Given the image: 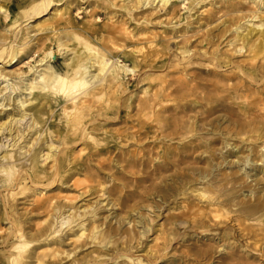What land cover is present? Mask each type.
Instances as JSON below:
<instances>
[{
    "label": "bare ground",
    "instance_id": "6f19581e",
    "mask_svg": "<svg viewBox=\"0 0 264 264\" xmlns=\"http://www.w3.org/2000/svg\"><path fill=\"white\" fill-rule=\"evenodd\" d=\"M245 2L255 4L256 8L246 9ZM82 4L86 6L83 8ZM92 5H96L97 9H109L120 18L112 20L107 16L112 21L99 23L100 11L88 9ZM207 5L211 6L207 15L199 17L197 13ZM74 7L76 14H73ZM183 7L188 15L181 13ZM48 13L50 16L29 25L33 19L42 18ZM80 13L84 18L79 22L76 16ZM124 15L127 17L123 18ZM194 16L195 19L191 20ZM218 16L221 21L215 28L216 33H213L208 27ZM200 19H203L202 26L207 31L198 40L194 39L195 33L189 26ZM127 23L128 28L125 26ZM180 24L183 25L177 28ZM151 25L162 30L151 29ZM166 28H170L173 34H168ZM227 33L224 42L226 38L223 39V36ZM41 34L44 36L37 38ZM166 37L170 40V46L164 43ZM145 45L164 47L163 52L167 54L170 51L175 53L178 60L174 65L177 68L182 66L180 72L189 77H177L178 85L168 92L174 82H168L166 75H163L164 78H161L157 86L141 90L145 96L139 99L137 113L127 114L125 133L121 134L120 131L113 135L104 129L102 136L96 135L94 131L102 128L100 121L121 119V111L128 104L125 100H119L122 92L129 87L123 81L126 77L135 76L141 59H145L142 49L138 52L135 47ZM51 47H57L56 51ZM223 47L226 48L223 50ZM66 53L71 56L64 62V69H55L53 62L57 56ZM239 54H244L247 63L232 61L231 56ZM202 57L211 58L209 64H205L207 61H194ZM166 61H150L148 64L152 68L148 71L155 70V66H163ZM260 61V67L264 66V0H0V264H53L49 262L69 258L72 254L69 264H95L98 261L153 264L151 257L155 258L157 254L160 257L163 248L157 244L147 245V234L155 233L154 219L163 214L165 209L170 212L167 216L162 215L165 219L160 226L172 236L180 225L189 224V229L201 225V235L210 232L207 234L212 235L209 241L216 242L214 254H225L220 257L224 264H249L243 262L237 251H227L226 241L231 236L238 239V242L245 241L246 246H252L255 249L253 252L245 251L253 259H258L260 264H264V196L262 198L258 196L259 193L250 191L249 195L253 193L254 197L252 201L240 198L247 196L241 192L228 195L220 187L215 174L222 165L223 168L236 167L238 172L247 177L264 172V128L254 124V118L264 116V112L255 114L254 118L235 114L236 118L245 120L234 119L237 123L222 128L221 134L224 137H220L221 147L217 153L219 162L216 163L211 161V156L216 154L211 146L214 142L201 137L199 132L206 125L217 127L213 115L219 108L227 113L225 118H235L230 112L228 99L238 101L252 95L253 102L264 104V87L254 85L257 76H264L261 72L263 67L257 65ZM16 63L22 64L6 70V67ZM197 63L206 67L211 65L213 70L228 66L229 69H237L238 73L230 70L232 74L222 76V80H207L190 71V65ZM24 67H27L26 71ZM207 71V75L215 74L210 68ZM147 72L143 73L144 79H148ZM244 77L254 83L246 85L245 80H240ZM234 79L240 81L229 83ZM197 89L204 92L201 99ZM213 92L225 94L217 97ZM172 93L180 99L177 105L180 111L166 116L162 110L163 103L171 100ZM107 94L113 95L105 101L106 105L114 106L115 110L110 115L97 105ZM111 99L114 101L111 102ZM197 103L201 112L189 117L187 110L194 108ZM235 104L244 108L242 103ZM53 107L60 108L56 116L51 111ZM53 116H58V119L51 121ZM86 118H89L87 123ZM132 120L136 123L128 124ZM244 133L253 134L252 139L261 141V144L254 147L244 146L241 141L230 142L233 136ZM53 134L56 136L54 140ZM108 136L114 138L109 139ZM174 136L180 138L177 146L172 148L176 150L178 158L169 162L168 155L172 150L167 141ZM133 138L141 143V147H148L152 152L159 149L157 154L161 161H158V167L161 172L172 169L174 165H180L181 172L176 176L177 182L173 180L161 188L152 186L151 194L159 198L147 207H152L154 217L145 213L140 215L137 221L142 224V230L138 231L139 234L126 232L129 237L121 249L118 242L110 241L111 234H121L118 228L110 227L104 231L99 229L101 224H97L95 209H81L68 204L73 200L70 196L50 190L57 186L59 192L65 191L63 186L69 188L67 183L76 173L88 172V159L120 149L121 143ZM67 140L71 143H85L89 150L97 152L88 150L84 159L73 158L71 147L69 151L58 150L54 145L55 142L65 144ZM44 147L46 153H43ZM198 150L201 158L203 153H210L203 157L208 164L206 171L192 167V162L197 161ZM247 156L249 160L261 161L262 164H254L247 171L246 163L249 161L244 160ZM141 159L143 164L147 163V158L141 156ZM258 165L262 166L258 174L250 173L251 170H257ZM231 173L227 178L233 187H241L242 182ZM208 175L211 177L207 178ZM212 176L215 178L212 179ZM73 182L76 186L82 185L80 180L74 179ZM82 189L79 196L91 191L100 192L103 183ZM48 191L52 194H47ZM20 198L27 201L21 204L16 200ZM116 205L107 200L104 208L110 206L112 210ZM227 205L235 208L229 210ZM232 212L236 213L231 215V220L237 222L236 228L235 225L226 226L218 232L216 226L219 221L222 218L229 219ZM124 213L127 215L119 217L122 222L131 219L130 213ZM134 219L128 220V223L133 221L134 224ZM86 220L89 222L85 223ZM191 233L196 234V231ZM218 234H221V243L217 241ZM141 236L144 237L142 240ZM158 237L154 238L155 241ZM250 240L253 243L250 244ZM67 241L73 245V250L64 249ZM86 245H91L93 249L84 254V259L76 258L77 249H83ZM107 245L110 247L108 253L104 254L106 250L97 252L99 248L96 246ZM141 251L144 254H139ZM211 253L209 246L194 250L200 260L213 258L214 254Z\"/></svg>",
    "mask_w": 264,
    "mask_h": 264
},
{
    "label": "rangeland",
    "instance_id": "374dc122",
    "mask_svg": "<svg viewBox=\"0 0 264 264\" xmlns=\"http://www.w3.org/2000/svg\"><path fill=\"white\" fill-rule=\"evenodd\" d=\"M234 1H239V0H234ZM244 1V0H243ZM105 5V4H104ZM219 4H217L218 6ZM86 4H82L81 7H85ZM245 7L246 9H254L256 8L255 4L252 3H247L245 2ZM211 8V6L207 5L203 8H201L199 10V12L201 13H197L199 15V17H203L204 15L206 16V12L207 10ZM88 9L92 10V9H97L96 5H92L91 7H89ZM100 11V15L99 16V23H105L108 21H112L115 20V17H117V19H119L120 17H118L117 13H113L111 12L109 9H97ZM186 8H181V13H185L186 12ZM77 10L74 7V12L73 14H76ZM99 14V13H98ZM196 14V16H197ZM116 15V16H115ZM188 15V14H187ZM203 15V16H202ZM50 16V13L46 14L44 17L42 18H37V19H33V21H31V23L29 25L35 24L37 21L44 19L45 17ZM107 16L110 17L112 20H108ZM138 16H140L138 14ZM194 16L191 20H194L195 17ZM127 16L124 15L123 18H126ZM134 16H132L133 18ZM219 17L215 18V21L208 27L211 29V31L213 33H216L215 28L216 26L219 24V22L221 21V19L219 20ZM84 18V15L82 13H80L79 15L76 16L77 21H81ZM134 20V19H133ZM133 22V21H132ZM166 22V21H165ZM203 19H200L197 21V23H194L189 26V29L195 33V37L194 39H198L200 35L203 32H206V28L204 26H202L203 23ZM116 22H114L115 24ZM201 24V25H200ZM183 24H180L177 28H180ZM118 26V25H116ZM126 28H128L129 24L127 23ZM159 26V25H158ZM131 28L133 27V25L130 26ZM129 27V28H130ZM151 29L154 30H162V28L160 27H155L152 26L149 27ZM168 31V34H173L172 30L170 28H166ZM229 33V32H228ZM223 36V39L226 38L224 40V42L227 40V35ZM191 34V32L189 33ZM44 35L41 34L39 36H37V38H42ZM223 42V43H224ZM120 43V42H117ZM166 45L169 44L170 46V40H167L166 37V42H164ZM121 44V43H120ZM54 49V51H56L57 47H51ZM125 47H122V49ZM137 48L136 50H140L142 49L143 51V56H145V59H141V63H140V67L137 68L136 72H135V76H129L126 77L125 80L123 81L124 83H128L129 87L127 90L123 91L121 94V98L119 101H124L125 103L128 104V106L124 107V109L121 111V119L118 121H115L113 119H109V121L105 122V120L100 121V126H102V128L95 130V134L98 136H102L101 132L104 131V129H106L107 131L111 132L113 135H116L117 132H120L121 134L125 133L124 129L127 125V122H125V120L127 119V114H136L137 110H138V104H139V99H143L144 98V94L141 92L142 89L147 88V90H149L152 87L157 86L160 82H161V78H164L163 75H166V78L169 81H173V85L172 87H170L168 89V92H171L172 88L176 85H178L177 83V77L179 76H187L189 77L188 74H184L182 72H180V68L182 66H180V68H177L174 64L177 62L178 57L175 55V53H172V51H170V54H167L165 52H163L164 47H148L147 45H145V47H135ZM171 48V47H168ZM226 47H223V50ZM130 47H128L127 50H129ZM135 50V51H136ZM139 52V51H138ZM70 53H66L64 55H58L56 58V61L53 62L54 68L55 69H64V62L70 57ZM122 57V55H119ZM204 58V59H202ZM195 58L194 61L195 62H199V63H203L205 61V64H209V58ZM232 61H244V63H247L246 58L244 56V54H239V55H233L231 56ZM122 58H120L121 60ZM160 59H167V61L165 62V64L163 66H155L153 67V71H148L149 69L152 68V65H149L148 63H150V61L152 60H160ZM36 60H38V58H36ZM262 61V60H261ZM260 62H256L257 65L260 67ZM22 64V63H21ZM21 64L16 63L12 66H8L6 67V70H12L15 69L17 67H20ZM148 64V65H147ZM233 64V63H232ZM1 65V63H0ZM191 67H189V69H191V72H194L197 75H200L201 78L207 79V80H222V76H228L231 75L232 73L230 72V70L238 73L237 69H229L230 67H220L217 70H213L211 68V65L209 67H206L205 65L202 64H193L190 65ZM263 67V68H261ZM261 72L264 73V66H261ZM210 68L211 71H214V75H207L208 71L207 69ZM27 70V67H24V71ZM258 72L260 71L259 69H257ZM148 71V72H147ZM147 72L148 73V79H144L143 78V73ZM192 74V73H191ZM264 76H261V74L259 76L256 77L255 83L254 81H251L247 78H243L240 79L241 81L245 80V84H253L254 85H261L262 87H264ZM239 79H234L233 81H230L229 83H234V82H239ZM225 82V81H223ZM257 82V83H256ZM144 84V85H141ZM141 85V86H140ZM215 93V92H213ZM197 94L200 95V99L202 98V96L204 95V92L201 89H197ZM224 92H216L215 95L217 97H220L221 95H224ZM113 97L112 94H107L105 96H103V98L99 101L100 103L97 104L98 106H101V110H104V112L108 113V115H110V113L114 112V106L112 104L110 105H106V102L108 100L109 97ZM252 96V95H251ZM249 96L247 98H242V99H238V101H234L232 99H228L227 103L231 106L230 112L231 114H234L233 119L231 118H225V116H228L227 113L222 109L219 108V110L213 115L215 116L216 122H217V127H211V126H204L203 128L201 127L199 130L200 132V136L204 137L206 140L212 141L214 143L211 144L212 146V150L215 151L216 154H214V157L211 156V161L212 163H216L219 162V158L217 156L218 150L221 147V142H220V137H224L223 134H221L222 128H227L228 126H233V124L237 123L234 119H240V120H245L243 118H236L235 114L239 115L240 117H242V115H249L250 117L254 118L255 114H259L264 112V104L259 103V102H253V98ZM128 98V100H127ZM171 100L168 103H163V114L166 116H170L172 114H176L179 113L180 109L178 108V103H179V97L178 95H175L174 93H172L170 95ZM114 99H111V102H113ZM204 102V101H203ZM235 102H239L244 104V108H240L238 107ZM219 103V101L217 102ZM60 105V104H59ZM58 106V105H57ZM198 103L196 104V106H194V108H192L191 110H187L188 116H193L195 114H199L201 112V108H198ZM57 109V110H56ZM60 108H55L53 107L51 111H54V114L56 116V113L59 111ZM97 108H95L96 110ZM157 109H160V107H157ZM247 110V111H244ZM53 116V118L51 119V121H56L58 119V116L55 117ZM111 116H113L111 114ZM86 123L89 120V118H86ZM145 120V119H143ZM254 124L260 126L261 128H264V116H261L260 118L256 117L254 118ZM25 121V120H24ZM23 121V122H24ZM136 121H131L128 124H135ZM228 125V126H227ZM229 129V128H228ZM132 130V129H130ZM134 130V128H133ZM251 135V137H250ZM252 135L250 133H244L242 135H237V137L232 138V140L230 139V142L233 143L234 141L238 142L241 141L242 145L244 146H254L257 147L255 145H260L261 141H256L255 139H252ZM49 137V134H48ZM175 138H173L172 140H168L167 144L171 145V150L172 152L168 155L170 156L169 158V162H173L174 160H176L178 157L176 156V150H173L172 148L176 147L178 142H180V138H178V136H174ZM56 138L55 134L52 135V139L54 140ZM107 138L112 139L114 137L112 136H108ZM231 138V137H230ZM116 139V138H115ZM51 138H49V142H50ZM136 139H129V141H127L126 143H121L120 149H115L112 150L111 153H106V154H100L99 156H97V158H94L92 160H87V164H89V168H88V172L86 171H80L79 173H76L73 177L72 180L70 182H68L67 184L69 185V188H66L65 186H63L64 189H66L63 192H59L57 190V186L53 187L52 190L50 191H54L57 194L60 195H67L70 196L73 200L67 202L68 204H73L76 207H81V209H83L84 207H89V208H93L96 210L97 214L96 217L98 219L97 224H101L99 226V229L101 230H106L109 229L110 227L113 228H118L119 232H121V234H111V238L110 241L112 242H118L121 246V249L123 247H125V240L129 237V235L126 234V232L128 233H138L142 230V224L139 223L137 220H139L140 215H142L143 213L145 214H149L152 218L154 217L153 215V209L151 207V209L149 207H147V205L149 203H153L154 200H157L159 197H156V194H151L152 191H150V189H152L153 185H156L158 188L164 187V184L166 183H172L173 180L177 182L176 180V176H178L179 172H181V168L180 165L177 166H172V169L167 170L165 172H161V170H159L158 167V161H161L158 159V150L156 149L155 152L150 151V149L148 147H141L140 146V142H136ZM48 141V139H47ZM203 141V140H202ZM197 143H199L200 141H196ZM47 142H45L46 144ZM58 150H62V149H67L69 151V148L71 147L72 149L70 150V153L73 154V158L76 159H84V155L85 152H87L89 149V146H85V143H79L75 142V143H71L70 140H67L65 144H58L55 142V144ZM234 145V144H233ZM86 147V148H85ZM45 148V147H44ZM82 148H85L84 151H81ZM236 149V148H235ZM264 149V147H263ZM46 148L44 149L43 153H46ZM92 150V151H91ZM104 150V149H101ZM225 150V149H224ZM90 152L94 153L97 152V150L94 149H90ZM106 152V151H105ZM210 153H203L202 154V158H201V152L200 150H198V158L197 161L192 162V167H196L199 170L202 171H206L208 164L204 161L203 157H205L206 155H208ZM247 154V153H245ZM141 156H143L144 158H147V163L143 164ZM234 160H236V158H232ZM250 157H246L244 160H248L249 162L246 163V170L249 171L251 169V166L257 163H261V161H257V162H253L251 160H249ZM135 161L131 164H128L129 162ZM44 163V162H43ZM124 167V168H123ZM250 167V168H249ZM262 167L260 165L256 166L257 170H251L250 173H257L258 174V169ZM264 168V166H263ZM232 172V173H231ZM154 173H157L155 176L153 175ZM231 173V175H233L236 179H239L240 182H242V186L241 187H233V183L227 178V175ZM215 174H217L216 176V180L219 183L220 187L223 188L225 190V192L228 195H232V194H238V193H242V194H247V196H240V198H243V200H254L253 197V193L250 194V191H254L255 193H259L258 196L262 197L264 196V172H262L261 174L258 175H252L250 177L245 176L243 173L238 172L236 167H224L222 165V168H220L219 170H216ZM191 175V173H190ZM211 177V175H208L207 178ZM215 177L212 176V179H214ZM80 180L82 182L81 186H76L75 183L73 182V180ZM99 182L103 183V189L100 192L97 191H91V192H86L83 195L79 196V193L81 190L84 189H88L89 187L95 186L97 185ZM50 191L47 192V194H52ZM261 192V193H260ZM263 193V194H262ZM18 200L19 203L23 202V201H27L25 199H16ZM16 200L14 201L16 203ZM107 200H111L114 203H117L116 206H113L112 210H110V206H105L106 201ZM181 200V199H179ZM99 201H101L99 203ZM8 204H10L9 202H7ZM24 204V203H21ZM103 205V206H101ZM19 206V205H18ZM21 206V205H20ZM176 206V205H175ZM155 207V205H154ZM227 208L229 210L234 209V206H228ZM138 210V214L136 215V212ZM162 210H164L162 208ZM174 212H177L175 210H171ZM110 212H112V214H109ZM127 212L130 216L129 218L131 219H126L124 222L120 221L119 217L123 214L124 216H126L127 214L124 213ZM170 212L169 209H165L163 211V214H160L159 217L154 219V222H156L155 224V233L153 232H149L147 234L148 238L146 239V244L147 245H154L157 244L160 247L163 248V252L160 255V257L158 256V254L156 255V257H151V261H153V264H224V262L222 261V257L225 254H223L222 252H218L216 254V242H212L209 241V237H211L212 235H207L210 232L207 233H203V235H201L202 233L200 232L202 229L201 225L195 226L194 228L189 229L188 226L189 224L186 225H180L179 228L175 231L174 235L172 236V234H170V232H165L164 229H162V226H160L161 223H164V219L162 215L167 216L168 213ZM117 213H119L118 216ZM235 212L230 213V218H222V220L219 221L218 226H216V228H218V232L219 231H223L224 228L226 226H231V225H235V228L237 226V222L234 220H231V215H235ZM133 218H135V223L133 224V221H131L130 223H128V220H132ZM205 223L208 224V219L205 218ZM89 220V219H88ZM86 220L85 223H88L89 221ZM119 221L121 223V225H119ZM153 222V224H154ZM248 222V221H247ZM4 226V224H3ZM107 226V227H106ZM5 227H7V225H5ZM212 227V226H209ZM167 228H169L167 226ZM187 228V230L184 231V229ZM193 230L196 231V234L191 233ZM139 231V232H138ZM190 235V236H189ZM221 235V234H220ZM220 235L218 234V238L217 241H219V243L223 242L222 239L220 238ZM157 236H159L157 238V240L155 241L154 238H156ZM144 237L141 236V240ZM184 240V242L181 239ZM155 241V242H154ZM237 242V243H236ZM245 241L242 242H238V239L233 238L232 236L226 241L227 245H228V252H231L233 250L238 252V256L244 261H246L249 264H260V261L258 259H253L252 257L249 256L248 252H246L245 250L248 251H254L255 249L252 246H246V243H244ZM68 244H66L64 247V249H66V251L69 250H73V245L70 244V241L68 242ZM123 243V244H122ZM253 243L250 240V244ZM39 244V243H37ZM80 244V243H78ZM145 244V243H144ZM240 244L243 245L242 247H237L236 245ZM39 246V245H37ZM112 246V244L110 245V247ZM209 246L210 250H212L211 254L213 255V258H205L204 260H200L197 258V256L194 254V250L196 248L199 249H204L207 248ZM232 246V249H229V247ZM45 247V246H43ZM43 247H41L40 249H42ZM97 248H99V250H97V248L94 247L95 250L98 251H104L106 250L105 253H108V249H110V247L107 245V247H102V246H96ZM38 249V250H40ZM91 249H93V247L91 245H86L83 249H77L76 251V258L79 259H84L83 256L85 253L89 252ZM118 251H120V249H118ZM121 252V251H120ZM123 252V251H122ZM103 253V252H102ZM139 254H144V251H141ZM73 255V254H72ZM72 255L69 258H60L59 260L56 259L55 262H49V263H53V264H69L70 263V258L72 257ZM145 256L148 257V255L145 254ZM159 257V258H157ZM221 257V258H220ZM155 259V260H154ZM162 261V262H160ZM231 264L234 262H230ZM95 264H112L109 262H103V261H98Z\"/></svg>",
    "mask_w": 264,
    "mask_h": 264
}]
</instances>
